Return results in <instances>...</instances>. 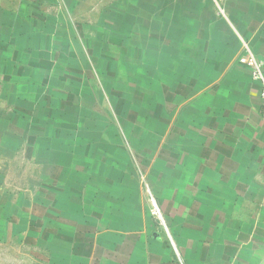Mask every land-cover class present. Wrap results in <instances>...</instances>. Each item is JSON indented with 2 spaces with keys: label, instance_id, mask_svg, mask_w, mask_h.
Masks as SVG:
<instances>
[{
  "label": "crops",
  "instance_id": "1",
  "mask_svg": "<svg viewBox=\"0 0 264 264\" xmlns=\"http://www.w3.org/2000/svg\"><path fill=\"white\" fill-rule=\"evenodd\" d=\"M144 2L160 28L143 47L137 33L138 63L119 72L147 98L139 110L119 95L129 127L110 130L65 112L92 99L76 61L90 41L63 2L0 7V105L17 121L5 128L32 133L25 152L42 169L16 194L0 188L5 263L264 264L262 85L239 63L246 44L264 66V0ZM20 146L0 139V152Z\"/></svg>",
  "mask_w": 264,
  "mask_h": 264
},
{
  "label": "rangeland",
  "instance_id": "2",
  "mask_svg": "<svg viewBox=\"0 0 264 264\" xmlns=\"http://www.w3.org/2000/svg\"><path fill=\"white\" fill-rule=\"evenodd\" d=\"M63 2V12L65 13V19L69 16L73 19V22L76 21L77 25L85 27V33L87 39L90 41V55L77 56V62L83 63L86 61V69L90 71L85 72L82 68L80 72L84 74L85 77H89L88 80L84 82V86H89L91 90L90 99L91 103H86L80 99L81 104H69L66 106V111H75L78 114V126L83 128L84 124L90 128L99 129L100 125L104 129L108 130L112 128H117L119 126H124L125 128L129 127L127 125V119H125L127 112L122 116L121 108L116 106L119 98V95L135 101L138 104L137 109L140 110L142 105V99L147 98L146 92L144 89L139 88L138 93H133L135 89L130 86L126 87V84L130 85L131 82V72H119L120 68L124 67L128 69L129 63L136 60V57L132 56V43L133 39L137 37L139 32L140 43L139 46L144 45L148 40L147 37L150 33V36L155 38L157 32L160 28L157 24L158 20L156 19L155 23L151 25L149 32L148 27L149 19L147 17L148 7L153 6L154 2L147 3L146 0H59ZM12 2V4H11ZM27 2L36 3V0H0V7H5L6 9L14 8L16 10H24V4ZM156 3V1H155ZM74 5L73 7L71 5ZM29 5V4H28ZM70 5V6H69ZM50 8V7H49ZM49 9L51 14L57 13L55 9ZM70 13L68 14V10ZM152 8V7H151ZM157 15L159 9L157 7L152 8ZM29 11H34V8H28ZM43 11V9H41ZM54 10V11H53ZM146 12V13H145ZM139 14V15H138ZM157 16H161L160 14ZM52 17V16H51ZM151 20V19H150ZM162 26V25H161ZM78 31V29H77ZM82 33V31H79ZM79 32L77 34H79ZM99 35H106L108 39V44L105 47L104 42L99 43ZM105 37V36H103ZM134 45V43H133ZM86 46V41H85ZM135 46V45H134ZM104 47V48H103ZM143 47V46H142ZM96 48V50L94 49ZM87 51V50H86ZM79 57V58H78ZM96 58L98 61L103 60L106 63L107 72L101 73L96 66V61L94 64L92 62L93 58ZM101 57V58H100ZM84 59V61H83ZM142 60V57L140 58ZM1 60V58H0ZM140 60V61H141ZM141 62L146 63L145 60ZM139 62V63H141ZM135 63H138L135 61ZM72 64V62H71ZM128 65V66H127ZM128 75L124 87L119 82L121 75ZM118 81V86H117ZM128 82V83H127ZM1 89V88H0ZM147 91V90H146ZM145 92V93H144ZM1 96V95H0ZM8 96V95H7ZM7 96H1L7 97ZM118 96V97H117ZM124 98V101H126ZM140 100V101H139ZM124 103L121 102L123 107ZM8 106V105H6ZM5 105H0V139H9L12 144L22 145L20 150H15L12 148H7L6 152H0V188L3 191L10 192V194H16L23 187L27 185V181L35 180L42 173V169L34 163V158L27 159V156H30L29 153L25 152V145H27L28 139L27 136L32 133H21L17 134L14 131H8L7 125L16 124L17 121L9 120L10 115L7 111L9 110ZM85 106V107H84ZM23 107V106H21ZM91 108V110H90ZM89 110L91 112H89ZM139 110L138 113H139ZM146 114V113H145ZM141 116L140 120L144 118V114H138ZM13 118V116H12ZM140 120H138L140 122ZM11 121V122H10ZM10 122V123H8ZM8 123V124H6ZM77 125V124H76ZM7 127V128H5ZM4 128V129H3ZM88 129V130H89ZM110 132V131H109ZM38 133H35L37 136ZM130 136L124 137V143L130 144ZM120 142V141H118ZM128 147V145H127ZM126 147V148H127ZM13 150V151H12ZM137 154H141L137 151ZM147 190V188H146ZM146 195L149 198V201L152 205V213L155 209V204L150 198L149 192L146 191ZM159 208V207H158ZM153 217L157 220L158 223H161L160 220L153 214ZM4 251H0V255H4ZM6 258L9 257H0V264L5 263Z\"/></svg>",
  "mask_w": 264,
  "mask_h": 264
},
{
  "label": "built area",
  "instance_id": "3",
  "mask_svg": "<svg viewBox=\"0 0 264 264\" xmlns=\"http://www.w3.org/2000/svg\"><path fill=\"white\" fill-rule=\"evenodd\" d=\"M239 63L248 67L251 70V75L253 79L259 81L262 85L261 98L264 102V66L261 61L252 53L248 45H244L243 55L239 58ZM263 119H264V110H263ZM155 204V202H154ZM153 214L163 223V216L160 209L155 204V209Z\"/></svg>",
  "mask_w": 264,
  "mask_h": 264
}]
</instances>
